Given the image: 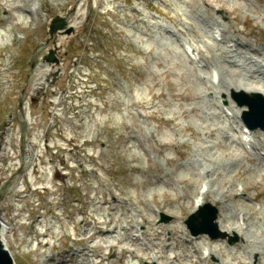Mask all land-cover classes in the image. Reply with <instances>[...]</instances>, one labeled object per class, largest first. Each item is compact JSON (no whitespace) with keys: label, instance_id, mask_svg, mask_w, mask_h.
<instances>
[{"label":"rangeland","instance_id":"374dc122","mask_svg":"<svg viewBox=\"0 0 264 264\" xmlns=\"http://www.w3.org/2000/svg\"><path fill=\"white\" fill-rule=\"evenodd\" d=\"M56 15L72 33L49 36ZM0 19L13 72L0 71V217L14 264H200L202 248L208 264H264V129L244 142L230 98L264 93V0H0ZM201 183L233 244L190 239Z\"/></svg>","mask_w":264,"mask_h":264},{"label":"water","instance_id":"95a60500","mask_svg":"<svg viewBox=\"0 0 264 264\" xmlns=\"http://www.w3.org/2000/svg\"><path fill=\"white\" fill-rule=\"evenodd\" d=\"M65 24L63 18L56 16L52 19L50 24V33L62 28ZM71 28L66 29V32H70ZM48 60H54L50 55L46 57ZM233 97L239 105H246L248 110L243 111L242 117L245 123L250 127L254 128L256 126L264 127V96L260 92H251L249 95L246 92L240 91L238 93H233ZM217 209L210 203H206L200 207L195 213H193L186 223L193 233L207 232L211 237L225 236V232H221L217 228L214 219L216 217ZM163 219L166 216L163 215ZM1 236V231H0ZM237 238V237H236ZM231 240H235V237ZM0 264H13L12 257L9 251L4 247L2 241L0 240ZM149 264V263H145ZM156 264V263H151Z\"/></svg>","mask_w":264,"mask_h":264},{"label":"bare ground","instance_id":"6f19581e","mask_svg":"<svg viewBox=\"0 0 264 264\" xmlns=\"http://www.w3.org/2000/svg\"><path fill=\"white\" fill-rule=\"evenodd\" d=\"M239 88L244 89L246 91H250V90H253L254 89L253 87H248V86H243V87H239ZM205 192L201 194V196H200L201 203H199V205H197V206H200L201 204H203V202H204V199L203 198H204ZM194 206L195 205H193L192 209L194 208ZM0 221H1L0 222L1 223V236H0V240L2 242H5L6 232H7V229L10 227V225H7V222L3 218H1V217H0ZM218 224L220 226L221 224H223V221L222 220H218ZM209 254H211V253L209 252Z\"/></svg>","mask_w":264,"mask_h":264}]
</instances>
